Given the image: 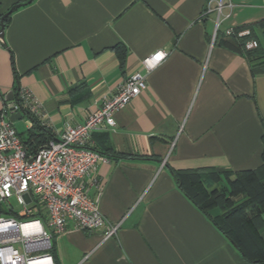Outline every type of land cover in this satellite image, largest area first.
Here are the masks:
<instances>
[{
    "label": "crops",
    "instance_id": "0c3cea01",
    "mask_svg": "<svg viewBox=\"0 0 264 264\" xmlns=\"http://www.w3.org/2000/svg\"><path fill=\"white\" fill-rule=\"evenodd\" d=\"M210 0H0L5 23L0 90L30 91L54 139L84 124L142 62L166 59L147 88L116 113L90 147L108 158L85 179L117 236L70 222L54 238L56 264H251L179 189L175 170H256L264 163V74L239 53L228 28L264 18V0L234 8L215 35ZM261 36V32L258 30ZM127 50L121 68L115 49ZM17 89V91H15ZM14 97V98H15ZM2 99H0V107ZM20 134L32 126L25 117ZM214 210L211 215L218 216Z\"/></svg>",
    "mask_w": 264,
    "mask_h": 264
},
{
    "label": "built area",
    "instance_id": "2783aa9c",
    "mask_svg": "<svg viewBox=\"0 0 264 264\" xmlns=\"http://www.w3.org/2000/svg\"><path fill=\"white\" fill-rule=\"evenodd\" d=\"M226 7L231 11L234 8L226 0L209 2L206 14H217L215 35L231 16L224 14ZM225 35L243 39L251 31L231 27ZM3 44L0 36V47ZM257 47L255 39L244 42L246 51ZM166 57L159 51L145 58V72L130 75L84 124L66 126L59 138L50 140L35 154L26 151L11 115H25L28 111L45 126L39 101L30 91L19 89L14 100L7 102L0 90V264H56L52 254L54 238L70 222L83 231L104 230L106 240L117 236L120 225L106 220L85 186V179L97 166L109 161L92 150L91 137L102 126H116V113L141 95L147 88L148 74Z\"/></svg>",
    "mask_w": 264,
    "mask_h": 264
},
{
    "label": "trees",
    "instance_id": "16d2710c",
    "mask_svg": "<svg viewBox=\"0 0 264 264\" xmlns=\"http://www.w3.org/2000/svg\"><path fill=\"white\" fill-rule=\"evenodd\" d=\"M9 19L10 16L5 19V23ZM242 29H249L251 35L243 39H230L236 44L239 53L248 59L254 74H264V18L238 30ZM249 39L258 41V47L252 51L244 49V42ZM115 52L121 68H124L126 48L117 46ZM25 117L32 126L27 134L20 136L26 151L35 154L54 137L28 111ZM168 168L180 191L234 244L244 260L251 264H264V163L256 170L241 171ZM214 210L221 211V214L213 217L211 212Z\"/></svg>",
    "mask_w": 264,
    "mask_h": 264
},
{
    "label": "water",
    "instance_id": "95a60500",
    "mask_svg": "<svg viewBox=\"0 0 264 264\" xmlns=\"http://www.w3.org/2000/svg\"><path fill=\"white\" fill-rule=\"evenodd\" d=\"M32 1L33 0H28V3H31ZM23 5L24 4H18L16 6H14L12 9H10L6 14H4L1 17V19H0V36H1V38L3 40H4L5 19L7 17H9L16 8H19V7L23 6ZM14 97H15L14 92L13 91H10V92L7 93V95L4 98H5V101L10 102V101H13L14 100ZM23 117H24V115L21 114V113H13L11 115V120L13 122H17L20 119H22Z\"/></svg>",
    "mask_w": 264,
    "mask_h": 264
},
{
    "label": "rangeland",
    "instance_id": "374dc122",
    "mask_svg": "<svg viewBox=\"0 0 264 264\" xmlns=\"http://www.w3.org/2000/svg\"><path fill=\"white\" fill-rule=\"evenodd\" d=\"M24 121V120H23ZM23 121L21 120V121H17V122H15L14 124H16V127H17V129L20 131L21 129H22V123H23ZM15 207H16V209H18V210H20L21 208L15 203Z\"/></svg>",
    "mask_w": 264,
    "mask_h": 264
}]
</instances>
